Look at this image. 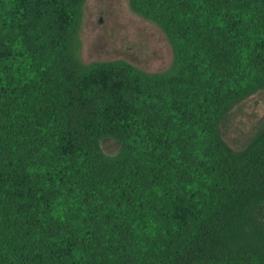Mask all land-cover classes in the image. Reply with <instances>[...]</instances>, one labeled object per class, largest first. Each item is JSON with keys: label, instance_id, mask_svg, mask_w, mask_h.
Wrapping results in <instances>:
<instances>
[{"label": "trees", "instance_id": "obj_1", "mask_svg": "<svg viewBox=\"0 0 264 264\" xmlns=\"http://www.w3.org/2000/svg\"><path fill=\"white\" fill-rule=\"evenodd\" d=\"M85 1L0 0V264H264V125L220 134L264 88V0H128L157 72L84 62Z\"/></svg>", "mask_w": 264, "mask_h": 264}, {"label": "rangeland", "instance_id": "obj_2", "mask_svg": "<svg viewBox=\"0 0 264 264\" xmlns=\"http://www.w3.org/2000/svg\"><path fill=\"white\" fill-rule=\"evenodd\" d=\"M84 62L125 59L149 72L167 69L172 50L162 29L131 10L128 0H86L80 28ZM264 125V88L236 103L220 123V134L232 150L246 146ZM119 144L101 141L104 153L113 155Z\"/></svg>", "mask_w": 264, "mask_h": 264}]
</instances>
